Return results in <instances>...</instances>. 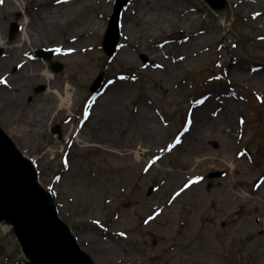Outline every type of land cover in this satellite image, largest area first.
Returning <instances> with one entry per match:
<instances>
[{"label": "rangeland", "instance_id": "1", "mask_svg": "<svg viewBox=\"0 0 264 264\" xmlns=\"http://www.w3.org/2000/svg\"><path fill=\"white\" fill-rule=\"evenodd\" d=\"M230 1L235 19L229 24L220 23L202 0H189L187 7L205 20L187 26L186 32L180 28L188 14H171L154 27L147 19L149 23L129 29V40L119 41L120 58L108 56L103 47L117 0H106L101 12L105 30L95 40L100 50L97 57L87 50L72 60L76 41H66L75 38L78 26L70 24L62 29L59 25L57 34L46 35L36 20L40 12L31 10L28 14L23 8L33 9L36 1L17 0L19 6L23 3L24 12L10 14L7 21L0 22V35L7 25L10 41L0 59H9L0 66V88L1 80L20 84L23 105L33 103L41 109L29 127L15 119L14 125L26 131L27 148L13 141L35 163L42 182L47 179L42 185L54 195L60 217L98 264H264V226L260 221L255 223L264 216V86L260 81L264 78V27L255 25L257 19L251 15L255 11L264 18V0H253L251 6ZM4 5L3 0L0 16ZM28 18L35 24L33 33L39 31L47 43L21 48L17 58L12 44L20 33L23 35V27L14 37L11 27ZM191 29L203 31L205 42L200 44L198 56L177 63L185 43L182 37ZM51 49L57 54L50 61L36 57L39 50ZM153 51L163 54V70L152 68ZM122 54L129 57L122 58ZM22 56L29 63L22 64ZM234 57L254 72L239 75L231 67ZM57 63L63 65L61 71L53 69ZM38 66L50 70L56 81L71 83L77 99L82 95L73 118L62 116L57 97L49 92V83L32 76ZM24 69L29 73L21 74ZM88 69L93 75L86 79L83 72ZM100 74L103 87L92 99L91 87ZM113 81L130 85L122 83L118 102L124 116L118 123L113 118L110 121L100 107L88 123L93 103L110 92L107 88ZM15 93L10 91L11 96ZM195 103H202L197 112L207 120L208 128L205 139L197 143L201 149L194 160L199 163L191 161V166L195 164L194 169L199 170L190 167L187 171L180 161L197 148L199 124L185 145H174L191 124ZM5 105L0 102V108ZM17 106H6L8 119H1L0 114L6 132L8 123L14 120L12 109ZM143 110L170 129L162 138L164 149L146 156L153 162V156L164 151L163 160L158 166L146 167L142 161L127 168L123 157L156 144L154 137L144 135L138 121ZM74 126L86 137L87 146L69 144L64 151L61 145ZM112 127L123 129L122 136L107 133ZM227 156L233 168L230 163L222 167ZM207 158L215 160L202 161ZM212 172H222L223 176L209 179ZM189 180L192 183L187 184ZM11 236L5 227L0 238V264H29Z\"/></svg>", "mask_w": 264, "mask_h": 264}, {"label": "bare ground", "instance_id": "2", "mask_svg": "<svg viewBox=\"0 0 264 264\" xmlns=\"http://www.w3.org/2000/svg\"><path fill=\"white\" fill-rule=\"evenodd\" d=\"M4 1H5V5L2 6L3 7L2 13L4 14L0 16V22L1 21L3 22V20L7 21V17L10 14H13L16 12H24L21 7L23 3L21 4V6H19L18 2H16L17 0H4ZM32 1H36L37 3L33 7V9L27 10L26 5H24L23 8L26 9V13L28 14L30 13L31 10H32L31 12L33 11L40 12L36 20L40 26L39 28L42 29V32L46 33V35L48 34V32L57 34L56 27L57 26L59 27V25H60V28L62 29L69 27L70 24L71 25L75 24L76 26H78V30L74 35L75 38H71L72 37L71 36V37H68L66 41V44L76 41L75 51L70 50L71 53H74L75 56L74 55H72L71 57L68 56L69 58H72L74 56L72 58L73 60L77 57H80L81 53L87 50L90 51V54H92V57L94 56L97 57L99 47L96 45L95 40L100 38L102 33L105 30V25H104L105 23H103L101 20V12L106 7V4H105L106 0H57L55 3H53L50 0H32ZM237 1L240 5L247 4L251 6L253 3V0H237ZM188 3H189V0H132L128 4V6L125 8L123 12V16L121 18V40L122 41L129 40L131 38V32L129 34V29L136 25L149 23L147 19L151 22L152 27H154L153 26L154 24L161 25L165 17L171 14L175 15L176 13H179V12L188 14L187 15L188 17H186V19L182 21V23L184 24L183 26L186 27L184 28L182 26L180 28L182 32H186L188 30L187 26L193 27L195 24L197 25L201 24L205 20L204 17L192 11V9H189L187 7ZM54 5L55 6L58 5V6L52 7ZM251 15L257 19L256 21L257 24L255 25L257 26L262 25V27H264V18L260 19L258 12L256 13L255 11H252ZM32 21H33L32 18L30 19L28 18V20L23 19L20 23H18V25L23 27V30H22L23 35H21L20 33L18 36V39L14 42L16 45H14V43L12 44V49H14L16 54L18 55L17 58L19 57V52H20L19 50H21V48H24V47L36 48L39 46H44L47 43L45 42V40H42V37L39 31H37L36 35L33 33L32 30L34 29L32 27H34L35 24ZM219 22L224 23L225 21L219 20ZM224 24H228V23L225 22ZM7 29H8L7 25H4V35H0V46L1 48H4V49H6V46H9L10 44V41L7 40V37H8V35L6 34L8 31ZM11 29L14 30V27H11ZM190 31L191 32L189 33V35H184L182 37L183 42L185 43L182 46V52L179 58L177 59V63H181L185 60L186 61L191 60L195 58L196 56H198L199 55L198 49L200 47V44L205 42V39L207 36L202 35L203 31H200V30L195 31L193 29H191ZM262 39L263 38H260V40ZM62 43L65 44V42H62ZM119 50L121 51L122 49L120 48ZM152 53H153L152 61L155 62L152 68L155 69L156 71L163 70L166 66V64L163 62V58H164L163 54L157 51H153ZM126 56L129 57L128 54H122V58ZM115 57L120 58L121 55H119L118 53L115 55ZM21 61H22V64L29 63L28 59L24 60V56L21 57ZM8 62H9V59L2 60L0 61V66L2 67L6 65ZM22 64L15 65V66L16 68H18ZM9 65L11 66V62L9 63ZM231 67L232 69H234V71L236 70L239 75L244 74L245 72H247V74L248 72H254L250 67L247 68V66H245L240 60H238L235 57L231 63ZM42 68L43 66H38V68L34 72L35 74H33L32 76L34 78L41 77L40 79H43V81L49 83L50 85L49 92L51 94H54L57 97V100H58L57 108L60 110H63L62 116H69L70 118H73V115L75 113V106L78 105V103L80 102V98L82 95L81 96L79 95V99H77L78 95L76 94V90L74 89V86L71 83H64V82L56 81L53 73H51L50 70H46V69L43 70ZM37 70H41V72L36 73ZM90 70L91 69L84 70L83 72L85 74L86 79L88 78V75L89 77L93 75L88 72ZM27 71L29 70L24 69L20 73L27 74L29 73ZM257 76H260V75L258 74ZM80 80H83V77H81ZM257 80L259 79H256V81ZM1 81L3 85L0 88V102H2L3 104H6L5 106H2V108H0V114L1 116H3L1 119L9 118V117H5L8 114L6 112H8L9 110V108L6 106L9 105L11 108V106L15 103H17L18 105L17 107L12 109V113L14 112V115L12 116L11 114V116L14 118V120L8 123V126H7L8 132L6 131L5 132L8 133V135L10 134L12 139L16 141V143H18V146L25 149L28 146L27 143H25L26 142L25 137H27L26 131L22 130L19 126L14 125L16 123L15 119H17V121H19L22 125L28 124V127H29L30 124L33 122L31 120H34V116L38 115L41 112V109H39L38 106L34 105L33 103L29 105L27 104L23 105V101H21L20 99L23 96H20V93H19L21 89L20 84L19 86L18 85L16 86L15 84H12V82L5 81V80H1ZM260 81H261V84L264 86V78L260 79ZM114 82L115 81L111 82L107 88L110 90V92L107 95L105 94L104 96L98 98L93 103V109L91 112V116L89 120L87 121L88 123L89 121H91L92 115H94L93 111H95V109L97 110V108L99 109L100 107H102L103 110H105L106 114L109 115L110 121H112L111 118H113V120L116 123H118V121L124 116V114L120 112L121 108H119L118 102H120L122 98V91H123L122 86L124 85L125 87L126 86L129 87L130 85L129 84L126 85L124 82H122L123 85L121 82H118V81L116 83ZM10 91L18 92L19 94L15 93L11 96ZM82 104L83 102L81 103V105ZM200 105H202V103L194 104L191 124L189 125L188 129L181 135V137L178 138V141L177 143H175L174 147H176L177 145H181V146L185 145L188 142V140L192 137L194 130H196L198 127V125L197 127L195 126L196 124H199L198 130L201 129L198 136H195L196 144L199 141L205 139V129L207 130L208 125H205L207 120L206 119L203 120L199 112H197ZM23 106L24 108H22ZM223 116H224V113H223ZM138 121L140 122V124H142L144 135L146 134L148 138L151 136L154 137L156 140V144L154 146L145 147L144 149L140 148L138 151H135L133 154L128 155L127 157H123L121 160H125L126 162L125 167L127 168L128 167L134 168L135 166H138L139 164H141L142 161H145L144 163L146 164V167H149L152 164H155L156 166H158L161 160H163L162 156H163L164 151L159 152V154L153 156L154 157L153 162L149 161L146 158V156L147 154H151V152L157 153L158 151L164 149V148L161 149L163 147L162 146L163 144L161 143L162 138L166 136V134L169 133L170 129H166L162 125L158 124L156 118L152 115L150 111L143 110L139 114ZM1 123H4V122L2 120L0 121V127H1ZM78 130L79 128L77 126H74L71 132L65 136L64 138L65 141L63 145H61V148L64 151L66 149L65 146L69 144L73 145L74 147L76 145L78 146L81 145V147L87 146V143L85 141L86 137L80 134ZM121 131H123V129L117 130L115 127H112L107 133H112V134L115 133L117 135H121ZM75 133L77 134H76L75 139H73ZM63 136L64 135H62V137ZM102 138L104 137L102 136ZM200 149H201V145L197 144V148H195L194 151H192V154L183 158L180 161V165L182 164L181 166L183 167V169H186L188 171L190 170V167H192L194 171L199 170V169L197 170L194 169L196 167L195 164L194 166H191L192 165L191 161L195 163L196 160H194V155H197L199 153L198 150ZM101 151H104V150L101 149ZM80 155H81V151L80 153H75L76 157H79ZM119 155L122 156L121 154ZM69 156L71 158L74 157L72 156V154H70ZM111 156L113 157V154ZM224 158L226 162L222 164V167H226V164L230 163V167L233 168L234 165L231 164L232 162H231L230 156H227ZM188 160L189 162H187ZM207 160L214 161L215 159L207 158L202 161L204 162ZM97 163L100 165V162L97 161ZM196 163H199V161H196ZM186 173L190 174L189 172H186ZM46 181L47 179L44 178L43 182L46 183ZM39 182L43 184L41 176H39ZM190 182L192 183V181L189 180L187 184H189ZM258 221H260L262 225L264 226V216H261L258 220H255V223ZM1 227L3 228V226ZM11 238L13 239L14 242L17 243L16 239L13 236H11Z\"/></svg>", "mask_w": 264, "mask_h": 264}, {"label": "water", "instance_id": "3", "mask_svg": "<svg viewBox=\"0 0 264 264\" xmlns=\"http://www.w3.org/2000/svg\"><path fill=\"white\" fill-rule=\"evenodd\" d=\"M129 1L119 0L115 8L110 34L105 42L106 51L110 56H113L117 50L119 19ZM203 1L226 23L234 21L235 15L233 17L230 0ZM13 27L12 36L17 30V26ZM3 55L4 51L0 48V58ZM39 55L50 58V54L45 52H39ZM61 68L62 66L59 65L55 67L56 70ZM102 77H99L92 91L100 88ZM221 176H223L222 172H215L210 174L209 178ZM0 225L10 227V232L15 235L29 264H98L81 248L71 227L60 218L55 200L52 194L38 182V174L31 160L22 154L1 127ZM2 233L3 228L0 226V236Z\"/></svg>", "mask_w": 264, "mask_h": 264}, {"label": "snow or ice", "instance_id": "4", "mask_svg": "<svg viewBox=\"0 0 264 264\" xmlns=\"http://www.w3.org/2000/svg\"><path fill=\"white\" fill-rule=\"evenodd\" d=\"M3 2V0H0V3H2Z\"/></svg>", "mask_w": 264, "mask_h": 264}]
</instances>
